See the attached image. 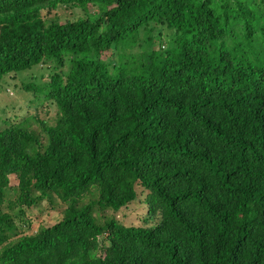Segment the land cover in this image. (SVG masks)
<instances>
[{
	"label": "trees",
	"instance_id": "obj_1",
	"mask_svg": "<svg viewBox=\"0 0 264 264\" xmlns=\"http://www.w3.org/2000/svg\"><path fill=\"white\" fill-rule=\"evenodd\" d=\"M40 65L54 114L0 122V264H264V0H0V81ZM138 186L153 225L101 214Z\"/></svg>",
	"mask_w": 264,
	"mask_h": 264
},
{
	"label": "rangeland",
	"instance_id": "obj_2",
	"mask_svg": "<svg viewBox=\"0 0 264 264\" xmlns=\"http://www.w3.org/2000/svg\"><path fill=\"white\" fill-rule=\"evenodd\" d=\"M94 8H91V10ZM57 15L60 19H74L84 16L86 13L80 8L59 7ZM157 46V44H155ZM49 80V69L45 65L33 66L31 69L12 73L0 81V122L9 119L12 122L19 121L27 114L35 112L42 118H48L54 114V108L44 103L36 110V101L33 92L26 90V83L46 82ZM2 119V120H1ZM11 184H16L15 177L11 176ZM138 196L133 202L120 208L117 211L107 209L101 214L111 215L119 222L125 225H153L156 222V216H148L147 207L143 203L145 192L138 186ZM63 207L51 206L47 201L33 206L27 213V219L30 221L29 226L23 225L21 233L33 234L40 226H48L59 220ZM18 224L22 225L19 221Z\"/></svg>",
	"mask_w": 264,
	"mask_h": 264
}]
</instances>
